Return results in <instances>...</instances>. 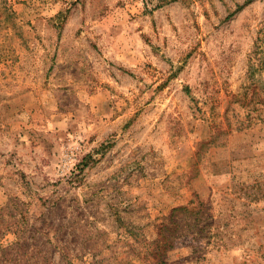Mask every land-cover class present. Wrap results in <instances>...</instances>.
<instances>
[{"label": "rangeland", "instance_id": "374dc122", "mask_svg": "<svg viewBox=\"0 0 264 264\" xmlns=\"http://www.w3.org/2000/svg\"><path fill=\"white\" fill-rule=\"evenodd\" d=\"M179 207L164 264H264V0H0V264H157Z\"/></svg>", "mask_w": 264, "mask_h": 264}, {"label": "trees", "instance_id": "16d2710c", "mask_svg": "<svg viewBox=\"0 0 264 264\" xmlns=\"http://www.w3.org/2000/svg\"><path fill=\"white\" fill-rule=\"evenodd\" d=\"M183 212H188L191 216L195 217H192L189 221H185L184 218L180 217ZM209 220H211V216H207L204 213L200 214L199 211H195V208L179 207L174 209L168 219V223L161 226L159 231V239L156 242L155 248L156 258H160L157 264L165 263L161 259L166 254L165 252L173 249L177 244V240L188 236L185 234L194 232L195 237L202 238L203 233L211 227ZM162 252L163 254L160 255Z\"/></svg>", "mask_w": 264, "mask_h": 264}]
</instances>
